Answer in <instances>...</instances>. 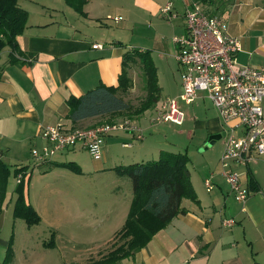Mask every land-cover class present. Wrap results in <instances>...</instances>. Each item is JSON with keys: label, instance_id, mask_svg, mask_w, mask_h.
I'll return each instance as SVG.
<instances>
[{"label": "crops", "instance_id": "0c3cea01", "mask_svg": "<svg viewBox=\"0 0 264 264\" xmlns=\"http://www.w3.org/2000/svg\"><path fill=\"white\" fill-rule=\"evenodd\" d=\"M194 1L90 0L84 7L86 15L83 16L65 0H19V6L28 13L27 27L17 39L23 57L19 63L10 64V49L6 48L0 58V161L8 154L27 149L32 158V150L45 145L41 136L45 126L64 124L77 129L109 123V117L72 122L68 118L69 100L79 98L101 84L118 87L123 56L127 52L136 49L150 51L156 65V37L169 29L175 35L178 32L184 34L185 10ZM168 3H172L173 11L178 13L170 25L161 14V9ZM214 4L213 10L226 19L231 34L241 41L242 51L237 56L239 64L264 67V0H214ZM116 17L122 19H112ZM107 19L110 22L105 21ZM147 23L144 33L152 46L141 41L143 36L137 34L138 26ZM114 32H118V36ZM123 34L133 36L131 45L122 44ZM95 45L101 47L94 48ZM173 54L177 61L175 47ZM158 80L161 100L181 93V74L177 92H168V96L163 94L159 76ZM201 95L191 104L195 108L200 107L199 102L205 99ZM181 108L184 109L183 104ZM155 111L154 107L133 120L144 130L143 141L138 142L132 134L123 131L112 132L105 141L104 160H94L93 169L88 168L89 165L79 156L81 153L90 156L82 149L60 152L50 162L30 168L33 172L31 178L36 169L46 168L45 171L53 172L59 168L55 164L68 163L60 158L71 155V162L82 171L77 174L82 179L73 178V181L82 180L79 181L81 184L89 179L91 184L100 186L104 182L108 192L99 196L100 204L96 197L82 192L74 196L73 207L70 208L69 202H60L56 210L43 207L41 200H37V204L31 203L27 195L41 222L27 227L28 237L32 239L25 245L14 239V258L10 264H89L111 251L133 199L132 181L113 169L157 160L161 151H166L156 147V128L160 125L153 123L158 115V112L154 114ZM184 113L185 121L180 126L187 124L188 115L186 111ZM207 119L201 124L202 135L198 137L194 131L189 135L192 139L196 135L202 146L208 137H221L214 143L216 153L212 151L215 148L211 153L207 149L208 153L198 156L197 163L190 160L188 165L200 202L183 200L182 208L186 214L176 217L133 258L119 264H264V159L244 165L232 164L231 170L240 175L242 186L251 192L245 203L238 201L220 166L227 132L221 127L218 112ZM123 120V117H117L112 123ZM147 133H152L151 141L146 138ZM129 142L131 146L124 147L123 144ZM87 170H92L91 177L86 175ZM208 178L214 184L211 192L204 184ZM128 193L131 194L130 201L127 200ZM5 210L0 218V231ZM229 219L235 221L233 227L224 225ZM48 231L55 232L56 237L47 247L46 241L42 243L41 240ZM91 233L104 234V237L96 254L84 257L75 252L72 244Z\"/></svg>", "mask_w": 264, "mask_h": 264}, {"label": "built area", "instance_id": "2783aa9c", "mask_svg": "<svg viewBox=\"0 0 264 264\" xmlns=\"http://www.w3.org/2000/svg\"><path fill=\"white\" fill-rule=\"evenodd\" d=\"M169 21L178 13L172 3L161 9ZM186 31L173 37L177 62L181 71V93L162 101L154 124L183 125L185 113L181 103L193 104L203 93L213 103L220 119L227 126L224 149L220 158L223 176L238 201L245 203L251 195L241 184L240 175L231 170L233 163L249 164L264 159V67L241 66L238 54L242 44L230 32L223 16L210 13L201 3L193 2L185 10ZM119 21L122 18H112ZM95 45L94 48H99ZM139 124L125 119L118 123H104L92 127L70 129L64 124L42 128L45 141L42 148L32 150L35 167L48 163L60 153L82 149L95 161L104 157L106 138L114 131L132 134L140 142L145 138ZM131 146V142L124 143ZM23 175L17 177L19 184ZM208 192L214 188L211 178L204 182ZM224 225L233 227V219Z\"/></svg>", "mask_w": 264, "mask_h": 264}, {"label": "trees", "instance_id": "16d2710c", "mask_svg": "<svg viewBox=\"0 0 264 264\" xmlns=\"http://www.w3.org/2000/svg\"><path fill=\"white\" fill-rule=\"evenodd\" d=\"M79 14L85 16L84 7L90 0H65ZM201 3L210 13L214 0H195ZM28 22V13L19 6V0H0V58L2 52L10 49L9 63H19L23 53L18 45ZM139 59L144 73L146 98L138 108L131 107L120 92H127L128 77L126 68L130 61ZM161 99L157 67L150 51L139 49L127 52L123 56V70L119 77L118 87H108L101 84L79 98L72 97L68 105V118L76 123L95 117H109V123L117 117H139L153 109ZM190 158L186 153L161 151L157 160L135 163L128 166H118L113 170L120 176H127L132 181L133 199L129 214L123 228L116 235V242L111 251L98 261L89 264H119L125 259L133 258L137 252L145 248L154 236L165 229L176 217L186 214L182 208L183 200L199 203L188 169ZM54 166L66 168L76 174H81L80 167L74 162L58 163ZM32 170L21 166L14 170L15 178L23 175L16 185L17 195L13 216L25 221L28 227L40 224L41 217L27 200L26 186L31 179ZM46 173V172H44ZM11 176L9 165L0 161V218L5 208L8 195V182ZM14 236L2 264H10L14 258ZM54 241H52V244Z\"/></svg>", "mask_w": 264, "mask_h": 264}, {"label": "rangeland", "instance_id": "374dc122", "mask_svg": "<svg viewBox=\"0 0 264 264\" xmlns=\"http://www.w3.org/2000/svg\"><path fill=\"white\" fill-rule=\"evenodd\" d=\"M165 19L164 20L166 21L167 24L172 23V21H169L167 18ZM109 20L110 19H107L105 21L110 22ZM147 27H148V23L147 25L144 26H138L140 30L139 32H137V34L143 36L140 39L141 41H143L144 43L149 42V44L152 46L151 41H149L146 38V35L144 33V30ZM171 31L172 30L170 29L166 30V32H162L160 33V35H158V37H156V67H159L158 76L160 77L161 84L163 86V92H164L163 94L165 96H168V92L169 93L171 91L175 93L177 92L178 83L181 74L179 64L175 60L173 54L174 47L176 49V46L173 43V37L182 34H179L178 32L176 33L177 35H175V33ZM114 33L116 36H118V32H114ZM132 38L133 36L129 37L128 35L123 34L122 39L124 43L122 44H126V46L131 45L133 42V40L131 41ZM141 70L142 67L139 63V59H136L135 61L134 60L130 61L128 63L126 72L128 77L129 88L127 92H120V97L123 98L133 108H138L148 94L146 90V84H145L146 82L143 80L144 73ZM159 85H160V81H159ZM180 88H181V84H180ZM177 96L178 94L176 95V97ZM201 96L205 97V99L199 102L200 107L195 108V105L188 106V105H184L183 102L181 103L183 104L184 107L183 110L186 111V114L188 115L186 125L180 126V125H172V124H166V125L162 124L165 125L162 126L160 124V126L156 128V147H160L166 151L169 150L170 152L186 153L188 154L191 162H195V163H197L198 156L208 153L209 150L211 153V150L215 148L212 151L216 153L217 147L214 146L216 143L212 144L213 141L211 139L212 137L206 138L205 143L202 146L201 142L198 140L196 135L194 139H192L189 136L192 131H194V134H197L198 137L202 135L203 132L201 130L202 128L201 124H203L205 120H208L207 118L210 119V117H214L215 115H217V112L215 110V107L212 105V102L205 96V94L202 93ZM165 100L166 98L162 100L160 99L159 103L155 106L156 111L154 114L159 112L160 102ZM123 118L129 119L130 121L133 120L135 121V118L138 117L134 116L133 118H130V116L125 115V117ZM220 122L222 129L225 130V132H227L226 125L221 120ZM151 134L152 133L146 134V138L148 139V141H151ZM135 147L137 148L139 147V145H136ZM126 151H130V150H126ZM13 154L14 155H10V154L6 155L7 158L6 159L3 158L2 160V162L4 161L5 163H7V165H9L11 169V176L8 182V195L5 203L6 210L2 217L3 224H2V230L0 231V264H2L3 260L5 259L6 251L9 248L10 241L13 236L14 239L17 238V241L19 242L20 245H25L28 241H30V239H32L28 237V232H26L28 227L26 223L23 220L17 221L13 217L14 205L17 198V195L14 193V189L17 185V179L15 178L14 170L21 166H28V168L30 169L31 167H33L32 158L30 157L29 149H27L25 152L20 151V153L13 152ZM15 156H20L21 158L19 159V157L17 158ZM79 156L83 157L82 158L83 161L89 165L88 168L91 167V169H93L94 167L93 158H91L90 156L84 153L79 154ZM71 158L73 157L69 155L68 157H64L60 159L66 160L67 162H71ZM42 170L45 171L46 168L36 169L32 178L27 182V195L31 203L37 204V200H41L43 201L42 202L43 207L48 208L50 210H56L60 202L61 203L69 202L70 208L73 207V205H75V202L73 201L74 196L82 192L90 193L91 195H93V197L97 198L96 202L100 204L101 200H99L100 198L99 196L108 192L106 189V184L104 182H102L103 186H100L97 183H92V184L90 183L88 177L92 176L91 175L92 170H87L86 175L88 176L87 177L88 180L84 181L81 184H79V181L82 180H76V179H82V178H80L79 175L68 169L56 168L53 172L45 171L46 173H44ZM73 178H76L75 181H73ZM99 181L101 182V180ZM130 198H131V194L128 193L127 200L130 201ZM91 200L92 199H90V201ZM55 237H56L55 232L48 231L43 235L42 237L43 239L41 241L43 243L44 242L43 240H45L46 241L45 246L48 247L51 241H55ZM103 237L104 234L93 235L91 233L90 235H86V237H82L80 239V242L78 243L74 242V244L72 245L75 252L79 253L82 256L85 255L84 257H92L99 250L98 245L101 243ZM94 240H96L95 241L96 245L93 244ZM38 242L39 244H41L40 241ZM79 243H84V244H79Z\"/></svg>", "mask_w": 264, "mask_h": 264}, {"label": "water", "instance_id": "95a60500", "mask_svg": "<svg viewBox=\"0 0 264 264\" xmlns=\"http://www.w3.org/2000/svg\"><path fill=\"white\" fill-rule=\"evenodd\" d=\"M221 137L220 136H216V137H212L211 139L213 140L212 141V144L215 143L216 140L220 139Z\"/></svg>", "mask_w": 264, "mask_h": 264}]
</instances>
